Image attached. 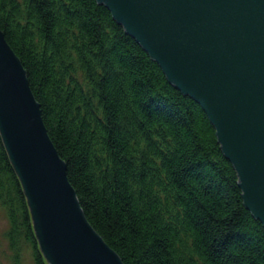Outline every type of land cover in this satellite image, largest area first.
<instances>
[{
	"label": "trees",
	"instance_id": "1",
	"mask_svg": "<svg viewBox=\"0 0 264 264\" xmlns=\"http://www.w3.org/2000/svg\"><path fill=\"white\" fill-rule=\"evenodd\" d=\"M87 220L124 264H264V224L203 108L98 0H0ZM9 247L48 264L0 132Z\"/></svg>",
	"mask_w": 264,
	"mask_h": 264
},
{
	"label": "water",
	"instance_id": "2",
	"mask_svg": "<svg viewBox=\"0 0 264 264\" xmlns=\"http://www.w3.org/2000/svg\"><path fill=\"white\" fill-rule=\"evenodd\" d=\"M208 115L264 224V0H98ZM0 132L48 264H124L87 220L0 28Z\"/></svg>",
	"mask_w": 264,
	"mask_h": 264
},
{
	"label": "rangeland",
	"instance_id": "3",
	"mask_svg": "<svg viewBox=\"0 0 264 264\" xmlns=\"http://www.w3.org/2000/svg\"><path fill=\"white\" fill-rule=\"evenodd\" d=\"M9 220L6 210L0 205V264H35L29 247H25L19 262L14 257L7 238Z\"/></svg>",
	"mask_w": 264,
	"mask_h": 264
}]
</instances>
